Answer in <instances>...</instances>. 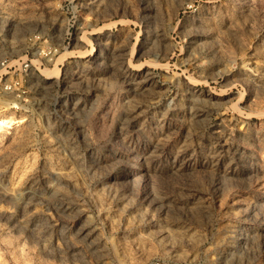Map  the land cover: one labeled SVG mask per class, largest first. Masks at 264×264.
Wrapping results in <instances>:
<instances>
[{"label":"rangeland","instance_id":"rangeland-1","mask_svg":"<svg viewBox=\"0 0 264 264\" xmlns=\"http://www.w3.org/2000/svg\"><path fill=\"white\" fill-rule=\"evenodd\" d=\"M39 49L0 264H264V0H0V73Z\"/></svg>","mask_w":264,"mask_h":264},{"label":"built area","instance_id":"built-area-1","mask_svg":"<svg viewBox=\"0 0 264 264\" xmlns=\"http://www.w3.org/2000/svg\"><path fill=\"white\" fill-rule=\"evenodd\" d=\"M41 38L34 37V41L37 42ZM37 58L44 59V49H39L33 52H27L25 58L18 64V67L6 65L5 60L2 65L4 66L3 73H0V82H2L0 91L8 96H14L16 98H22L24 96V83L30 76L31 66L33 61Z\"/></svg>","mask_w":264,"mask_h":264},{"label":"bare ground","instance_id":"bare-ground-1","mask_svg":"<svg viewBox=\"0 0 264 264\" xmlns=\"http://www.w3.org/2000/svg\"><path fill=\"white\" fill-rule=\"evenodd\" d=\"M95 51V47L94 46H92V48L90 49V50H88V53L91 55V54H93V52ZM71 54V53H70ZM69 54V55H70ZM52 75V74H51ZM55 75V74H54ZM50 76V75H49ZM6 123H7V121H5L4 119H0V128H2V127H4L5 125H6ZM11 122H9V124H10ZM8 124V125H9ZM10 126V125H9Z\"/></svg>","mask_w":264,"mask_h":264}]
</instances>
